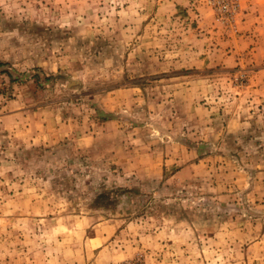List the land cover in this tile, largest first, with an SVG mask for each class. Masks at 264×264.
<instances>
[{
    "label": "rangeland",
    "instance_id": "1",
    "mask_svg": "<svg viewBox=\"0 0 264 264\" xmlns=\"http://www.w3.org/2000/svg\"><path fill=\"white\" fill-rule=\"evenodd\" d=\"M0 264H264V0H0Z\"/></svg>",
    "mask_w": 264,
    "mask_h": 264
},
{
    "label": "trees",
    "instance_id": "2",
    "mask_svg": "<svg viewBox=\"0 0 264 264\" xmlns=\"http://www.w3.org/2000/svg\"><path fill=\"white\" fill-rule=\"evenodd\" d=\"M105 197V195H100V196H98L97 198H96V201H99L100 199H102V198H104Z\"/></svg>",
    "mask_w": 264,
    "mask_h": 264
}]
</instances>
